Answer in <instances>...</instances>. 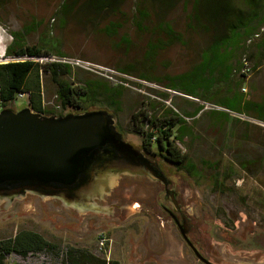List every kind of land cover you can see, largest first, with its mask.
I'll return each mask as SVG.
<instances>
[{"label":"rangeland","instance_id":"374dc122","mask_svg":"<svg viewBox=\"0 0 264 264\" xmlns=\"http://www.w3.org/2000/svg\"><path fill=\"white\" fill-rule=\"evenodd\" d=\"M64 5L66 11H62ZM0 24L9 32V46L18 34L25 45L42 46L52 55L85 62L67 64L68 72L61 79L69 84L85 87L86 80H96L111 89L120 85L119 117L129 139L137 144L140 137L132 129L134 112L153 110L155 103L161 113L180 106L194 111L201 106L196 116H185L192 134L180 144L195 168L191 176L194 194L188 197L190 212L198 221L218 220L208 204L220 206L232 219L245 218L237 228L243 230L241 237L245 229L264 230V32L249 42L264 29V0H2ZM229 54L231 84L220 85L221 73L215 74L214 69L220 68ZM246 61L248 76L242 73ZM200 62L199 70L207 69V86L238 90L243 99L240 106L225 94H220L219 100L212 97L205 101L233 107L249 121L230 114L220 116L223 111L180 95H174L170 104L166 102L171 94L165 89L185 95L195 89ZM87 63L95 67L89 68ZM105 69L112 72L105 73ZM36 72L43 107L48 112H56L57 106L63 109L51 73L45 66ZM25 104L27 98H18L6 107L20 109ZM97 106L113 107L103 102ZM218 188L226 194L215 192ZM140 222L115 225L105 218L87 216L77 226L73 219L57 225L40 209L26 214L17 205L0 216V239L31 229L63 246L76 245L99 253V238L106 235L112 239V257L124 261L129 234L133 232L136 240L138 234H145ZM7 262L58 264L47 254L28 258L12 254Z\"/></svg>","mask_w":264,"mask_h":264},{"label":"water","instance_id":"95a60500","mask_svg":"<svg viewBox=\"0 0 264 264\" xmlns=\"http://www.w3.org/2000/svg\"><path fill=\"white\" fill-rule=\"evenodd\" d=\"M193 189L187 172L131 141L107 107L62 115L28 103L0 110V216L17 205L26 214L40 209L57 225L73 219L77 226L87 216L121 225L146 216L148 230L140 241H130V250L136 247L144 256L161 251L164 258L172 246L183 261L185 242L193 244L187 230L180 234L175 222L183 225L171 213L189 220ZM150 231L157 233L154 243ZM256 239L255 232L224 242L233 249L237 242L250 249ZM196 254L214 264L197 249ZM173 263L181 264L179 259Z\"/></svg>","mask_w":264,"mask_h":264},{"label":"trees","instance_id":"16d2710c","mask_svg":"<svg viewBox=\"0 0 264 264\" xmlns=\"http://www.w3.org/2000/svg\"><path fill=\"white\" fill-rule=\"evenodd\" d=\"M2 0H0L1 2ZM67 10V5H64L62 11ZM253 29L250 30L251 34ZM240 36V35H239ZM15 42L8 47V55L10 56H38L42 54H50V49L37 45H25L23 41L15 34ZM224 42V41H222ZM237 43V40L235 41ZM221 44V43H220ZM232 44V43H229ZM231 53V51H230ZM230 54L223 65L220 68H215L217 71L215 74L221 73V83L224 84L230 80L233 73V69L229 66ZM201 62L197 65L196 69L199 70L201 67ZM44 67V66H43ZM68 65L63 63H50L45 65L47 71H49L57 82L58 85V96L61 99V104L63 108H67L71 103L69 93L71 91L70 84L61 79V76L68 72ZM41 65L34 60H18L9 61L7 63L0 64V100L3 102V106L6 103L16 100L17 95L20 92L30 93V105L38 111L48 112L42 105V85L39 79V71ZM35 73L33 76L32 74ZM198 77H195V89L193 91H186L185 93L203 98L204 100L211 101L212 97L215 100L220 99V94H225L228 96L229 100H237L238 106L243 102L242 92L234 91L231 88L226 91L222 88L220 89L217 85L209 87L206 85L204 79L208 76L207 69L204 67L203 70H199ZM195 76V75H194ZM229 86H230V82ZM121 87V86H120ZM94 91L92 95L94 98H104L107 97L109 103L119 110L120 101L118 100V95L120 91L115 92V94H110L105 96L103 92L100 91L99 85L93 87ZM164 97H168V94L163 93ZM241 97V98H240ZM214 101V100H212ZM222 101H226L222 99ZM249 102V101H248ZM162 107L163 104H161ZM230 109H235L227 105H221ZM158 103L153 104V110H149L151 113L144 114L138 119V123L141 125L139 127L141 133L145 130L148 132V137L150 140L154 136L158 138L156 145L157 149L167 150L169 153V161L171 164L178 169L187 172L190 176L194 177V166L189 163L188 154L185 153L180 144L185 141V138L192 134L190 127L187 124L185 116H196L200 110L201 106L197 107L194 111L188 110L186 106L178 109L170 108L167 111L161 113L157 110ZM161 113V114H159ZM139 113L134 116V122L137 121ZM220 116L227 117L226 112H220ZM151 116V118H148ZM236 121H240L236 119ZM244 121V120H243ZM241 122V121H240ZM245 123V122H244ZM247 123V122H246ZM145 148L150 151L154 147L152 144H148ZM16 254L22 258H28L31 255L37 254H47L51 256L58 264H122L117 258L108 259L107 256L102 255L90 248L67 245L63 246L60 243L53 242L47 239L42 233L31 230V229H20L14 236L0 239V264H8V256Z\"/></svg>","mask_w":264,"mask_h":264},{"label":"flooded vegetation","instance_id":"af4514ba","mask_svg":"<svg viewBox=\"0 0 264 264\" xmlns=\"http://www.w3.org/2000/svg\"><path fill=\"white\" fill-rule=\"evenodd\" d=\"M100 88V91L105 94V96L110 94H115V92L120 91L121 87L120 85L115 86L114 88H110L107 85H104L103 83H98L96 80H86V86H78V85H71V91L69 93V97L71 100V103L67 108H61L58 109L56 112H51L55 114H67V113H78L82 110H87L90 108L98 107L97 103L103 102V103H109V99L107 97L104 98H94L92 95V92L94 91L93 87L98 86ZM107 94V95H106ZM61 107V106H60ZM106 107V106H105ZM111 110H114L117 118L118 123L121 127V129L126 133L127 137L130 136V133H128L127 129H124L123 124L119 117V110H115L113 107H107ZM138 117L136 118L137 121L134 122V116L138 114ZM149 114V109H140L132 114V121H133V131L134 133H138L140 137V145L143 147L147 146L148 144H152L154 147L150 152H153L157 155H160L163 157V160L167 162L169 165H172L169 161V153L167 150H160L156 148L158 138L154 136L152 140L148 137L147 130L143 131L141 133L139 127L141 126L138 123V119L143 116L144 114ZM151 114V113H150ZM148 118H151V116H148ZM130 138V137H129ZM131 139V138H130ZM215 192H219L220 194H226L223 190L220 188L216 189ZM212 207V210L215 212L216 216L219 218L218 220H212L211 218H204L203 220H197L192 213H190L189 220H184V216L178 213H171V216L173 217L176 215L178 219L181 221L183 226H178L175 222V225L178 229V231L181 234V229L187 230L188 238L190 239L191 245L189 242L186 243V256L187 258L192 262V264H206L204 261H202L196 254V249L206 258L208 261L214 263V264H225L224 260L231 263L236 264H264V230H254L253 228L245 229L244 236H249L253 233H257V241L254 242L255 245L252 246V248L248 249L246 244L239 243L236 247H239L237 249L230 248L226 242H224L225 239L229 237H241L243 235L240 232H243V230H237L239 227V222H244L245 218L240 219H232L229 217L227 211L218 206H212L211 204H208ZM205 210V211H204ZM216 210L218 212H216ZM207 210L203 209V212L205 213ZM203 214V213H202ZM206 215V213H205ZM243 216V215H242ZM246 217V215H245ZM192 219V221H191ZM137 220L139 223L141 230L147 231L148 230V218L146 216L137 217L132 219ZM131 223V221H130ZM199 225V228H197V224ZM200 223V224H199ZM144 226V228H143ZM202 227V228H201ZM133 232L129 234V240L131 243H134V236ZM150 234L152 236V240H155L154 237H156L157 233L154 231H150ZM139 238L137 241H140L143 237V234H138ZM260 239V240H259ZM259 240V241H258ZM130 241L128 242L130 244ZM128 244V246H129ZM127 246V251H128ZM133 246V245H132Z\"/></svg>","mask_w":264,"mask_h":264},{"label":"built area","instance_id":"2783aa9c","mask_svg":"<svg viewBox=\"0 0 264 264\" xmlns=\"http://www.w3.org/2000/svg\"><path fill=\"white\" fill-rule=\"evenodd\" d=\"M263 32H264V29L262 32L256 33L252 38L249 39V42H252L256 38L260 37ZM8 36H9L8 30L0 24V64L7 63L9 61H18V60H25V59L34 60V61L38 62L41 65V68H43V66L50 64V63L77 64V65H81L82 63L85 64V62H82L80 60H70V59L58 57V56H55L52 54H42V55H38V56L26 55V56H22V57L10 56V55H8V47H9ZM86 65L89 68L95 67V66L91 65L90 63H87ZM104 71H105V73L112 72L109 69H105ZM249 71H250V68H249L247 61H246L245 62V68L242 70V73L248 76L247 73ZM165 90L171 94L170 100L166 101L168 104L171 103L172 97L174 95H180V96L186 97L187 99H191V100L201 102L202 104H204L206 106V108L220 110V111L226 112L227 114L232 115L233 117L239 118V119L244 120V121H249V117L245 113L237 112L235 110H232L230 108H227V107H224L221 105L212 104V103L206 102L205 100H201L200 98L185 95L181 92H178V91H175V90H172L169 88L165 89ZM0 92H1V84H0ZM18 98H22V99L27 98V103L28 104L30 103V101H29L30 100V93H28V92L18 93L17 99ZM16 100H13L10 102L15 103ZM3 107H5V106H3V102H2V104H0V110ZM57 109H61V107L57 106ZM98 250H99V253H101L104 256H107L108 259L112 258V239L107 237L106 235H101L99 238V241H98Z\"/></svg>","mask_w":264,"mask_h":264},{"label":"crops","instance_id":"0c3cea01","mask_svg":"<svg viewBox=\"0 0 264 264\" xmlns=\"http://www.w3.org/2000/svg\"><path fill=\"white\" fill-rule=\"evenodd\" d=\"M157 239H159V238H157ZM155 241L152 240V243H154ZM157 242L160 243V240H157ZM169 245L167 243V247H169ZM169 248H170V250H169L170 252H165V254L168 255L169 257L162 258L163 254H161V251H159V252L154 251L149 256H147V255L144 256L145 253L141 254V253L136 252V247H134L133 252L130 250V247H128V251L125 255L124 261H122L120 259L119 260L121 261L122 264H157V263L175 264V263H173V261H176V263H177V259H179L181 264H188L187 256L185 257L186 259H184L182 261L181 260L182 257H179L178 255L171 252V249H173L172 246Z\"/></svg>","mask_w":264,"mask_h":264}]
</instances>
